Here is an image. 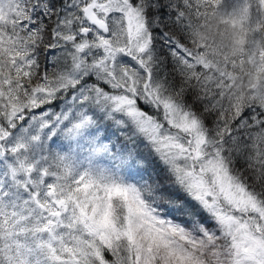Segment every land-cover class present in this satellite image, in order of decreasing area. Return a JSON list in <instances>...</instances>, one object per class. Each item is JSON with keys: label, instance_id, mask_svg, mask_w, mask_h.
Listing matches in <instances>:
<instances>
[{"label": "snow or ice", "instance_id": "6c2138e0", "mask_svg": "<svg viewBox=\"0 0 264 264\" xmlns=\"http://www.w3.org/2000/svg\"><path fill=\"white\" fill-rule=\"evenodd\" d=\"M0 264H264V0H0Z\"/></svg>", "mask_w": 264, "mask_h": 264}]
</instances>
